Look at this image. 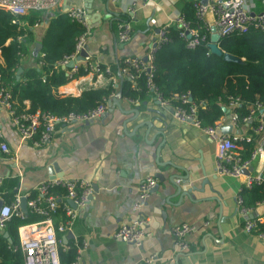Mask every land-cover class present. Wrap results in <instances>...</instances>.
<instances>
[{"label":"crops","instance_id":"crops-1","mask_svg":"<svg viewBox=\"0 0 264 264\" xmlns=\"http://www.w3.org/2000/svg\"><path fill=\"white\" fill-rule=\"evenodd\" d=\"M189 1L194 0H156L144 6L128 19L133 28L131 38L121 43L116 38L117 24L124 20L130 0L116 3L61 0L52 10L26 14L37 16L33 25L22 20L24 28L32 33V40L24 34L26 55L22 62L26 67L35 66L36 56L42 55L41 38L49 20L71 8L85 10L88 37L84 49L90 62L110 66L118 65L126 56L143 57L158 29ZM246 3L251 12L264 11L262 0ZM207 19L212 22V15L208 14ZM83 58L84 55L73 65L78 64L84 73L57 86L54 94L77 96L91 88L88 84L78 90V78L88 74ZM69 64L70 61L60 66L69 73L73 67ZM103 84L109 83L104 80ZM137 85V81L131 82V89L137 91L133 99L138 102L128 101L126 97H132L117 89L118 103H113L104 115L84 123L59 126L41 146L20 142L7 109L1 106L0 137L9 153L0 151V178L17 177L13 193L18 191L22 195L35 193L40 181L53 177H76L91 183L92 195L71 231L57 233L58 247L62 250L83 241L87 243L81 253L84 264H135L151 254L157 258L149 264H264V240L256 232L243 230L244 216L237 211L236 195L241 180L216 174L214 142L190 122L174 120L169 106H161L151 91H141ZM24 104L27 108L28 100ZM223 117L222 126H231L229 133L248 131L246 126L231 125L230 112ZM150 121L148 127L146 122ZM254 138L256 143L264 144V132ZM260 166L261 162L255 160L252 170ZM148 176L157 179L141 210L149 218L150 234L140 245L119 240L114 233L121 223L135 217L131 206L137 199V186ZM176 178L181 180L179 184L174 181ZM177 185L187 194L178 193ZM55 191L62 193L60 189ZM0 199L3 201L1 196ZM249 216L264 219V201L250 208ZM62 217L56 214L55 222ZM182 222L195 224L197 229L186 238L188 249L171 261L174 250L171 227Z\"/></svg>","mask_w":264,"mask_h":264},{"label":"built area","instance_id":"built-area-1","mask_svg":"<svg viewBox=\"0 0 264 264\" xmlns=\"http://www.w3.org/2000/svg\"><path fill=\"white\" fill-rule=\"evenodd\" d=\"M61 0H0V9L7 10L15 17L24 16L31 11L52 10L58 6ZM116 3L118 0H109ZM264 1V0H262ZM156 0H130L124 12L128 18L146 5L154 4ZM194 21L188 19L184 13L179 12L169 22L161 26L155 34V40L148 48L143 57H124L117 65L116 73L112 72L110 66L92 63L88 54L84 55V68L87 76L78 78V90L82 86H103V81L111 84L116 90L123 79L136 82L139 78L144 81V87L151 91L161 106H169L171 117L179 122H190L196 128L204 132L215 144L214 170L221 176H231L241 180L242 186L250 187L252 184L260 183L264 179V144L256 143L248 157H243L240 150L243 142L253 141L254 135L264 132V104L255 101L248 105L247 113L243 116L235 111L240 103L238 97H229L227 109L230 112V123L232 126H246L248 131L243 133H223L221 126L224 117L215 121L213 125H203L198 117V105L187 92H173L166 98L159 91L153 81L155 66L153 64L155 52L164 44L171 41L168 29L174 26L178 36L183 40L185 46L193 49L200 42L209 43L211 27L215 26L219 37L236 33H246L250 30L264 32V11L251 12L246 0H194L192 3ZM68 16L82 25L84 31L76 37L74 51L65 56L57 65L64 66L69 60L74 59L84 49L88 32L86 30L85 10L83 8H71L67 10ZM212 15V22L207 15ZM13 22H15L13 20ZM151 23H155L151 19ZM130 20H122L117 24L116 38L119 42L129 41L132 34ZM78 64L73 65L69 76L76 73ZM136 88L135 85H133ZM115 92L109 95L113 98ZM10 94L0 87V107L4 106L18 134L20 142H30L34 146L47 143L54 135L57 127H64L74 123H84L104 115L109 104L106 99L98 102L96 106L83 112L69 111L65 114L55 115L48 111L36 109L29 111L23 108L16 111L11 106ZM130 102H138L137 99L127 98ZM201 104V103H200ZM253 122H255L253 124ZM0 151L9 153L8 146L0 140ZM255 160L261 162L258 169L252 170ZM247 171V173H245ZM0 178V183H1ZM174 181L179 184L180 179ZM157 184V179L148 176L141 180L137 186V199L132 203L131 209L136 214L130 220L121 223L114 233V237L127 243L140 245L143 239L149 236L147 225L149 218L142 213V207L150 192ZM56 189L62 190L61 194ZM35 196L14 193V200L10 203H2L0 207V232L5 228L7 221L13 216L24 217V211L20 208V199H26V208L29 212L39 215V219L18 226L19 247L23 253L24 264H60L58 257L57 233L71 231L72 224L79 212L87 206L93 188L91 183L80 178L53 177L40 181L35 186ZM237 211L244 216L243 230L246 233L256 232L258 224L263 220L261 217L249 216L250 208L242 203L239 192L236 195ZM62 214V219L55 222L56 214ZM61 216V215H60ZM208 221L204 222L207 225ZM195 224L182 222L171 227L173 237V258L188 249V234L196 231ZM258 237L264 240V232H256ZM87 246L85 241L76 245V255L71 264H84L81 253ZM177 253V254H176ZM176 254V255H175ZM175 255V256H174ZM157 256L151 254L135 262V264L152 263Z\"/></svg>","mask_w":264,"mask_h":264},{"label":"trees","instance_id":"trees-1","mask_svg":"<svg viewBox=\"0 0 264 264\" xmlns=\"http://www.w3.org/2000/svg\"><path fill=\"white\" fill-rule=\"evenodd\" d=\"M192 3H184L181 12L194 21ZM123 18L129 19L127 15ZM24 19L28 25H33L37 16L29 14L15 17L7 10L0 9V87L10 94L11 106L16 111L26 108L24 100L29 102V111L39 109L60 115L69 111L83 112L104 99H112L109 95L116 89L111 84L85 89L77 96L59 97L54 94L57 86L70 80L66 69L57 63L73 53L75 39L84 28L72 20L67 12L52 17L41 38L42 55L36 56L35 66L26 67L22 62L26 55L24 34L32 40V33L24 28ZM167 34L171 41L162 45L153 59V81L164 97L169 98L173 92L189 93L191 99L199 104L197 114L206 126L213 125L225 115L222 108L227 107L230 96L240 99L235 107L240 117L247 113L249 104L255 101L264 104V32L250 30L220 37V48L239 56L237 62L224 61L221 56L211 53L207 42H200L193 49L187 48L174 26L168 29ZM18 68L21 71L17 77ZM110 68L116 73V63L110 65ZM81 73H84V69L78 67L71 77ZM137 84L144 91L142 78L137 80ZM119 86L122 94L132 98L137 95V91L131 89L130 80H121ZM255 144L254 137L251 142H243L240 150L242 156L248 157ZM17 181V177L1 180L0 196L5 203L14 200L13 188ZM239 194L245 207L254 208L258 202L264 201V179L250 187L241 186ZM34 196L35 193L30 194V197ZM39 217L27 210L24 217L13 215L7 221L4 230L0 232V264H24L17 228ZM4 231L8 233L10 242L3 235ZM256 232H264V219L258 224ZM75 255L76 248L73 245L67 250L58 247L60 264H71Z\"/></svg>","mask_w":264,"mask_h":264},{"label":"water","instance_id":"water-1","mask_svg":"<svg viewBox=\"0 0 264 264\" xmlns=\"http://www.w3.org/2000/svg\"><path fill=\"white\" fill-rule=\"evenodd\" d=\"M203 2H206V0H203ZM219 39H220V37H219V35L216 33V28H215V26H212V27H211V35H210V39H209V43H208V47H209L210 52L213 53V54H215V55H217V56H221L222 59H223L224 61H227V62H237V61H239V60H240V57H239V56H237V55H235V54H232V53H230V52H225V51H223V50L220 48V46L218 45V41H219ZM85 53H86L85 49L81 50L80 53L78 54V56L76 57V59L69 60V61H70V64H69V65L71 66V65H73V62H74V61H76V60H80L81 57H82L83 55H85ZM20 71H21V68H18V70H17V72H16V76H17V77H18ZM119 97H120V92L118 91V92L116 93V95H115L111 100L108 101L109 107H111L113 103H114V104L118 103V100H119L118 98H119ZM222 109L224 110V112L229 113V110L226 109L225 107H223ZM135 113H136V112H135ZM90 121H92V120H90ZM151 123H152L151 121H150V122H146V124H147L148 127L151 126ZM230 128H231L230 125H226V126H222L220 130H221V132H223V133H229ZM245 173H247V171H245ZM155 187H156V186H155ZM155 187H154V189H155ZM181 191H182V189L177 185V192H178V193H182V196H183V194H187L186 191H183V192H181ZM90 197H91V196H90ZM2 203H3V201L0 199V207H1ZM20 208H21V210L24 211V212L27 211V208H26V199H25L24 197H22V198L20 199ZM70 234H71V232L69 233V235H70ZM3 235L7 238V241H8V242L11 241V239H10V237L8 236V233H7L6 231L3 232Z\"/></svg>","mask_w":264,"mask_h":264}]
</instances>
